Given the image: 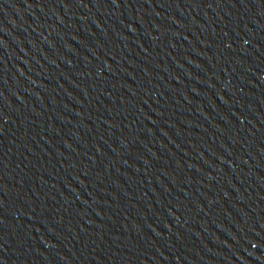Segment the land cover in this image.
<instances>
[{"label":"water","instance_id":"water-1","mask_svg":"<svg viewBox=\"0 0 264 264\" xmlns=\"http://www.w3.org/2000/svg\"><path fill=\"white\" fill-rule=\"evenodd\" d=\"M0 264H264V0H0Z\"/></svg>","mask_w":264,"mask_h":264}]
</instances>
